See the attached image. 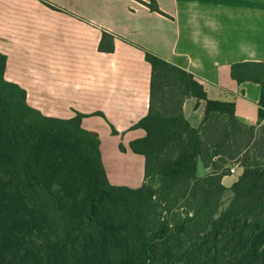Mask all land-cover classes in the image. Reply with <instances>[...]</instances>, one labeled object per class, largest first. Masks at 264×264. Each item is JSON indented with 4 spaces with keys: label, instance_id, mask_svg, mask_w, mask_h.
Instances as JSON below:
<instances>
[{
    "label": "trees",
    "instance_id": "16d2710c",
    "mask_svg": "<svg viewBox=\"0 0 264 264\" xmlns=\"http://www.w3.org/2000/svg\"><path fill=\"white\" fill-rule=\"evenodd\" d=\"M99 50H114L112 34L102 32ZM6 60L0 53V264H264V62L231 66L239 85L260 86L253 126L234 102L209 99L193 74L145 51L150 104L134 129L146 135L130 143L145 158V182L129 188L110 183L85 116L30 107L5 79ZM188 98L206 102L199 128L185 118ZM234 166L243 173L221 211ZM87 177L95 192L79 190Z\"/></svg>",
    "mask_w": 264,
    "mask_h": 264
},
{
    "label": "crops",
    "instance_id": "0c3cea01",
    "mask_svg": "<svg viewBox=\"0 0 264 264\" xmlns=\"http://www.w3.org/2000/svg\"><path fill=\"white\" fill-rule=\"evenodd\" d=\"M140 1L150 2L0 0L5 79L44 116L84 115L81 126L98 135L110 183L129 188L145 182V158L130 149L146 135L134 129L150 104L145 51L193 74L209 99L234 102L237 117L253 126L260 122V86L239 85L231 66L264 62V0H155L162 13ZM103 31L114 36L112 52L99 50ZM205 108L197 98L185 101L194 128L203 124Z\"/></svg>",
    "mask_w": 264,
    "mask_h": 264
},
{
    "label": "rangeland",
    "instance_id": "374dc122",
    "mask_svg": "<svg viewBox=\"0 0 264 264\" xmlns=\"http://www.w3.org/2000/svg\"><path fill=\"white\" fill-rule=\"evenodd\" d=\"M241 171H242V169L238 168V170L235 174H232L231 176H228L225 178L223 183L227 187L228 190L224 193V196H223V199L221 202V207H220L221 211L226 209L227 206L230 204V202L233 198V193L231 191V187L234 183H236L238 181L239 177L242 175ZM205 174H206V170L204 169L202 164L199 163V175L205 176ZM150 183L153 184V186L157 187L159 185V180H158V178H154V179L150 180ZM85 187H90V190L95 192V189L92 187L91 180L89 177L86 178L84 185L79 190L80 191H86Z\"/></svg>",
    "mask_w": 264,
    "mask_h": 264
},
{
    "label": "built area",
    "instance_id": "2783aa9c",
    "mask_svg": "<svg viewBox=\"0 0 264 264\" xmlns=\"http://www.w3.org/2000/svg\"><path fill=\"white\" fill-rule=\"evenodd\" d=\"M238 168H239L238 166H234V167H232L231 170H230L231 173H232V174H235V173L237 172Z\"/></svg>",
    "mask_w": 264,
    "mask_h": 264
}]
</instances>
